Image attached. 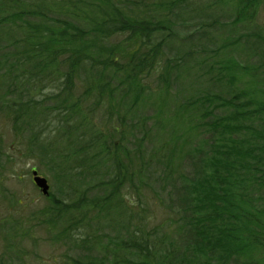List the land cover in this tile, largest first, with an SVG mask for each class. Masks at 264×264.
I'll return each mask as SVG.
<instances>
[{
    "label": "trees",
    "instance_id": "1",
    "mask_svg": "<svg viewBox=\"0 0 264 264\" xmlns=\"http://www.w3.org/2000/svg\"><path fill=\"white\" fill-rule=\"evenodd\" d=\"M263 2L0 0V79L27 85L7 111L32 132L28 153L35 131L81 141L60 162L83 176L71 207L107 230L87 264H264ZM85 224L74 239L97 251Z\"/></svg>",
    "mask_w": 264,
    "mask_h": 264
},
{
    "label": "rangeland",
    "instance_id": "2",
    "mask_svg": "<svg viewBox=\"0 0 264 264\" xmlns=\"http://www.w3.org/2000/svg\"><path fill=\"white\" fill-rule=\"evenodd\" d=\"M258 11L253 26L258 27L256 25H259L258 29L264 30V2ZM210 18L213 17L205 18L204 21L210 24ZM181 33L186 34L184 28L181 29ZM198 40L204 42L205 38L201 36L198 37ZM174 43V49L176 47L185 48L177 41ZM246 57L247 59L251 58L250 50ZM192 64L199 66L194 69L193 75L195 77L193 79L195 80L197 76L203 77L205 67L200 64ZM2 80L0 79V264H87L88 260L91 262L90 260L102 257L100 253H103L105 248H101L100 242L107 230L98 224L101 215L95 217L91 211L87 215L83 210L76 212V206L71 207L73 198L79 193L75 186L76 181L82 179L83 176H81L82 173H78L79 171L65 170L63 173L64 167L60 162L63 161L65 166L70 164V161L66 160L64 156L72 148H78L81 141H74L68 133L69 131H62L63 127L59 128L55 134L52 131V136H46L48 133L39 134L35 131L33 133L38 134V138L33 144V151L31 150L28 153V136L32 132H25L18 128L22 122L17 121L14 116L9 117L7 111L9 105L13 103L20 92L23 95H28L26 92L27 85L25 84L21 89L19 87L15 89L6 79ZM150 86L154 91H157L158 86L155 80H150ZM11 90H13L12 93H9ZM49 120L47 119V121ZM52 121H54V118H52ZM101 121L100 114L94 118V123ZM98 126L104 130L109 127V123L103 121ZM67 127L70 128V125H67ZM78 129H80V125ZM83 132L86 131L80 129V136ZM53 136L60 142L57 145L58 147L54 149L50 147L52 140H54ZM130 138L132 137L130 136ZM129 141L133 142L134 140L132 138ZM157 144L155 143L156 147ZM145 147H150V144L146 143ZM34 154L36 156L32 157L31 155ZM36 166H39V173L47 178L51 195L55 194V198L58 200L56 204L54 196L53 198L51 196L44 197L32 181L31 169ZM157 167L160 169L153 161L148 167V173L157 170ZM55 170L58 171L56 175H54ZM155 181L154 178L149 182L145 181L150 184L152 189H155L151 192L153 195L159 191ZM145 190L149 191V187ZM122 195H124L125 201L137 200L136 195L133 193L128 192L126 195L125 193ZM170 198L176 204L175 195ZM140 199L143 200V196ZM166 199L169 200L168 197ZM59 202L60 204H57ZM116 202L113 201L111 205ZM152 206L155 209V206ZM113 207H115L114 212L113 208L110 210V215L114 218L111 227L117 232L119 231V221L113 215L118 206L114 204ZM56 208L61 211L59 212ZM73 213L75 217H70ZM62 214L67 221L61 217ZM168 217L175 220L174 226L178 225L177 211L174 212V216L171 214ZM77 222L78 225L83 222L86 223L87 228L90 226L91 230L89 232L92 231V237L97 238L93 241H97L99 245L96 246L98 247L97 251L92 248L91 243L84 242V239H74L78 231L81 232L80 229L84 228L77 227ZM87 223H89L88 226ZM169 224H171V221ZM167 227L169 226L162 225L160 231L165 230ZM110 234L114 235L115 233L110 231ZM87 235L90 237V234L87 233Z\"/></svg>",
    "mask_w": 264,
    "mask_h": 264
},
{
    "label": "water",
    "instance_id": "3",
    "mask_svg": "<svg viewBox=\"0 0 264 264\" xmlns=\"http://www.w3.org/2000/svg\"><path fill=\"white\" fill-rule=\"evenodd\" d=\"M35 182L43 189L45 193H47L48 185L47 181L44 178L37 176V172H34Z\"/></svg>",
    "mask_w": 264,
    "mask_h": 264
}]
</instances>
